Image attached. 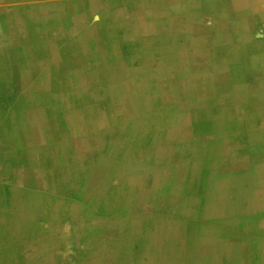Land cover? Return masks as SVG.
<instances>
[{
  "label": "crops",
  "instance_id": "obj_1",
  "mask_svg": "<svg viewBox=\"0 0 264 264\" xmlns=\"http://www.w3.org/2000/svg\"><path fill=\"white\" fill-rule=\"evenodd\" d=\"M263 89L264 0H0V264H74L73 245L99 254L78 264H134L138 242L151 226L165 225L151 214L146 220L154 223L139 227L131 220H144L136 204L114 209L91 203L92 189L106 201L107 188L131 180L134 157L146 167L159 160L175 165L165 159L171 152L165 133L154 139L156 128L174 120L181 131L214 130V123L220 133L231 104V118L248 126L239 131L235 125L236 135L248 129L247 142L264 148ZM218 103L227 108L212 117L199 113ZM250 105L258 106L257 114ZM185 138L181 143L190 148ZM70 147L76 149L72 165ZM241 159L233 163L243 167L235 173H252L256 181L253 204L245 193L237 205L253 206L257 215L264 212V162ZM176 165L185 184H170L157 195L168 189L182 198L184 192L204 197L206 180L188 173L180 160ZM106 166L116 169L109 179ZM60 170L84 184L62 191L56 185ZM104 179L108 183L97 186ZM144 179L147 185L124 192L136 198L140 190L155 192L148 187L153 178ZM199 182L201 191L193 186ZM240 183L251 188L245 176ZM155 204V210L163 208L158 199ZM42 211L48 220L38 219ZM178 212L195 219L201 238L217 237V248L257 241L256 254H244L239 264H264V234L253 236L242 216L236 226L231 216L208 212L193 219L181 207ZM195 255L193 264H213V251ZM216 263L233 264L231 254Z\"/></svg>",
  "mask_w": 264,
  "mask_h": 264
},
{
  "label": "bare ground",
  "instance_id": "obj_2",
  "mask_svg": "<svg viewBox=\"0 0 264 264\" xmlns=\"http://www.w3.org/2000/svg\"><path fill=\"white\" fill-rule=\"evenodd\" d=\"M244 87H245L244 85H237L235 86V89L243 90L242 88ZM233 89H234V85L231 84L229 90H233ZM233 101H235V98L230 102V104ZM241 101H244V100H241ZM222 104L224 103L222 102ZM224 108H227V107L224 105H220V103H218V105H215V107L214 106L205 107L204 112L203 113L201 112V114H206L208 116L210 113V116L212 117V115L220 113ZM233 108L234 106L232 104L229 105L227 108L228 115L225 118V123H224L225 128L224 130L221 131L220 135L217 134L216 125L214 123L212 124L211 118L209 117L208 119H206V120H209V125L210 124L214 125L213 126L214 130L209 129V131L207 132L204 131L202 132V136L198 137V139L201 140L200 142L207 144L208 151L206 153L205 152L203 154L200 153L198 151L197 145L192 146L191 148L187 146L185 149L184 145L181 142H178L180 144L175 146L172 149L173 154L176 153V159L178 157L180 162L182 163V166H184L183 168L186 167L187 172L192 173V175L195 177H197L199 174L200 177H202L204 181L206 180V183L204 182V186H205L204 197L198 196L197 198H194L191 193L190 195H188L187 192H184L183 198H182V195L179 198H175L171 196L169 200V204H170L169 208L176 212V210L179 207H181V209H183V213L185 214L191 213L193 215L192 216L193 219L194 217H197V216L199 217H202V215L206 216L205 214H207L208 212L213 213L211 215H216L215 218L220 217V215L231 216L232 218L230 220H232L233 225H236V226H238L239 222L241 221V219H239L240 218L239 216H242V218L245 220V223L244 222L243 223L245 224L246 228L250 229L249 230L250 233L253 236L255 235L261 236V233L264 234V229L261 228V225L264 223V212H259L257 215H254L255 210H253L254 209L253 206L252 207L250 206L248 209L247 208L243 209L237 205L240 198H242L245 193H248V197L250 198L248 201L250 202V205L253 204V198L252 196L250 197L249 194H250V190H253L252 188H253V184H255L256 178H254L252 173L247 174L248 172H245V171H240V172L235 173V171H238V168H243V167H238L237 165H234L233 163L236 161L238 162L239 160H242L241 158L249 159L252 162H255L256 160L257 161L261 160L262 162H264V148H263V144L247 142L248 134H249L248 129H246V132H244L241 136L238 137L236 135L235 125L239 126L238 127L239 131L241 128L242 129H245L246 127L248 128V126L240 125L238 124L239 121L231 118V115L236 111ZM219 109L221 110L219 111ZM247 111L248 110L246 109L244 113H247ZM211 113L213 114L211 115ZM245 120L247 119L245 118ZM245 123H247V121ZM242 126H245V128H243ZM217 136H220V138H216ZM182 140L183 139H181L180 141ZM190 141L191 140H187V143L190 144L191 143ZM246 144H250V145H246ZM244 145L246 146L244 147ZM194 148L196 152L195 154L193 153ZM185 150L187 153L185 152ZM183 152H184V155H183ZM195 156L197 157V159L195 158ZM238 157L240 158L238 159ZM169 161L173 162V160H169ZM177 169H178V166L175 170L173 169L171 170L172 173L177 174ZM239 175L241 176V178L245 176L247 179H249L251 183L250 189H246L243 187V185L240 183L241 178L239 177ZM232 188H233V197L232 196L229 197L228 194H230V190ZM183 189H184V186H180V190H183ZM217 193L219 194L217 195ZM246 215L247 216L249 215V216L247 218H244L246 217ZM150 223H154V222H150L148 220L146 221V225L148 224L149 226ZM188 227H193L194 231L188 232ZM151 228H152L151 232L145 234L143 239L140 240V242H138L137 258L135 261H133L134 264H169L172 259L174 260L175 255H177V258L175 259L177 260L178 264H193L195 262L196 251L201 252V250H203L204 252L213 251V258H214L213 264H217L216 261L221 259L222 256L228 254V252L231 254V259H232L233 264H239L238 258L244 257L243 256L244 254L247 257L254 255L256 254V251H258L256 249V246H257L256 244H258L257 241H246L244 246L239 245L238 248L236 247L232 248L231 245L230 246L222 245L219 248H217L216 242H214V239L217 237L215 238H207L205 236H203L202 238L200 237V233H199L200 231H198L199 227H197V223L195 222V219L194 220L188 219V221L183 226L184 233H182L183 237L181 238L183 239V241L180 243H176L174 246L172 245L169 246L167 244L165 246L164 242H162L161 240V235L158 234L160 230L159 227L151 226ZM191 240H193V243H190ZM156 248H157L156 250L157 252H155ZM124 252L129 253L130 250H124Z\"/></svg>",
  "mask_w": 264,
  "mask_h": 264
},
{
  "label": "rangeland",
  "instance_id": "obj_3",
  "mask_svg": "<svg viewBox=\"0 0 264 264\" xmlns=\"http://www.w3.org/2000/svg\"><path fill=\"white\" fill-rule=\"evenodd\" d=\"M192 104L195 105L196 103L193 102ZM220 110L221 109H219V111ZM250 110L252 111V113H256L257 114L258 113V106L257 105H254V107H253L252 105H250ZM199 113H201V111H199ZM176 122L174 120H172L171 123L166 122L165 124L159 125L156 128V131L157 132H156L155 138H154L155 140H159L160 139L159 136H161L162 134L165 133V139H166V142L165 143L166 144L167 143H170V149H171V152H169V153L166 154L165 159H167V160H173L175 162V165L169 163L166 166V164H165V167L167 168V169H165L163 163H161L162 161H156V162L150 163L149 167H146V166H143L142 163L141 164L140 163L137 164V162H138L137 161V158L134 157L132 160L136 159V161H132V165L133 166H132V171L130 172L131 177H132L131 178L132 181L131 180H128V181L127 180H123L122 181V185L120 187H118L116 190H115V188L114 189L111 188L110 191H109V189L107 188L106 193H107V197L108 198H107L106 201L105 200H102V199H98L96 197V195H94V193H93L94 192L93 191L94 189H92V196L89 199V200H91L90 201L91 203H95V204L96 203L98 204V203L106 202L108 204V206L111 205L114 209H117V208H119V207H121L123 205H126V206L131 205L132 206V205H135L136 204L138 213L140 215L143 213L144 220L143 221L142 220L135 221L134 217L131 220H133V223H137L139 227H140L141 224L146 223V221H147L146 219H149L151 217L150 215L153 214V216H156L157 217L156 219H158V221H157L158 224L165 225L164 228H162V227L160 228L159 233H158L159 235H161V240H162V242H164L165 246H166V244L169 245V246L170 245L174 246L176 243H180V242L183 241V239H181L183 237L182 236V233H184L183 232V226L188 221V218H186V216H183L181 214V212H178V209L175 212L174 210H172V209L169 208L170 204H169L168 199L166 198L168 196V194H166V193H168V191H169V193H171V196L172 197H175V198L176 197H179V196H176V194H174V192H171L172 190H168L167 189L166 193L164 192L165 193L164 196L163 195H160V196L157 195V192L162 191L161 190L162 188H165L166 186H169L170 184H171V186H174L177 183H178V185L179 184L184 185L185 182H186L184 176H182V175H179L178 176L177 174L175 175V174H172V172H171L172 169L175 170L177 168L176 162L179 160L178 157L176 159V153L173 154L172 149L175 146H177L178 144H180V143H178V142H181L180 139H182V138L183 139H186L185 137L187 136V137H189L188 140L189 139L191 140L190 141L191 142L190 144H192V146H195V144L196 145L198 144L197 145L198 146V151L200 153H202V154L204 152L206 153L208 151V146H207L206 143L200 142L201 140L198 139V137L202 136V132H204V131L207 132L210 129L209 126H206L205 127V125H204L202 128L181 131L183 129V127L180 124L176 123ZM179 126L181 128H179ZM216 128H217V126H216ZM216 132L219 135L221 134V132L219 133V131H217V129H216ZM216 138H220V136H217ZM75 152H76V149L73 148V147L67 148V150H66V154H67V157H68V162L71 165L73 164L72 158L74 157V153ZM193 153L194 154L196 153L195 152V148H194V152ZM171 156H173V157H171ZM43 157H44V159H43V162L42 163H43V166L45 168L48 165V163H47V156L46 155H43ZM195 158L197 159L196 156H195ZM107 166L104 168V170L102 172H103L104 177L107 178V179H109L108 176H110L111 173L112 174L115 173L116 172L115 171L116 169L114 167H110L107 170ZM162 167H163V169H162ZM123 171L125 172V169H123ZM66 173H67V171H65V170H60L59 171V176L60 177L57 180V184H56L59 187H63V188H61L62 191L71 192L72 190H75L76 188H78L77 186H82L84 184L85 181H83V180H81L80 183L77 184L75 181L72 180V175H70L69 173L67 175ZM136 173H138L139 175L136 174ZM182 173L185 174L186 171H184ZM162 174H164V175H162ZM147 176H150V177L152 176L153 180L151 182V179H149V182L151 184L148 187L149 188H154L155 189L154 190L155 192L151 191L147 195V194H144L145 192L144 193H141L142 191L140 190L139 191L138 198H136L137 196H135V197L132 196L133 195L132 193H130L129 195H127L124 192V191H126V187L136 186L135 185L136 183H138L140 185L143 182V183H145L147 185V180L146 179L143 180V178L144 177L146 178ZM104 181H107V183H108V180L104 179L97 186L104 184L105 183ZM159 182H160V184H159ZM199 183H197V184L194 183L193 186L195 187V189H198V190L201 191L202 186H201V183L200 184ZM140 187H141V185H140ZM145 189H146V186H145ZM44 193H46V192L44 191ZM102 193H105V189L102 191ZM199 194H200V192H199ZM218 194L219 193H217V195ZM61 197H64V198L67 197L68 198L69 196L68 195H64V196H61ZM201 197H203V196H201ZM155 199H156V201H155ZM157 199H158V202H159L160 206H162L163 208H158L157 210H155L154 206L156 205L155 203H157ZM179 215H180V217H179ZM146 217H148V218H146ZM38 219L44 220V221L48 220L47 217H46L45 211L44 212L42 211V213H40V215H38ZM229 221L233 224V221L232 220H229ZM22 230H23V232L26 231L25 229H22ZM62 230H63V233H64V232H66L67 229H64L63 228ZM193 231H194V228L193 227H188V232H193ZM61 233L62 232H60V229H59V234H61ZM190 243H193V240H191ZM73 246H75V247H73ZM73 246L70 248V255H71V260H72V262L74 264H78L80 262V260L82 259V257H86V256H89L90 257V256H92V253L93 252L90 253V249H86L85 250L84 248H81V247H78L77 248V245H73ZM111 248H112L111 250L114 253V251L116 250L115 249V246L112 245ZM156 250H157V248L155 249V252H157ZM93 254H95V256H93L91 258H94V259L98 260L99 259L98 251L97 250H94V253ZM175 258H177V255L174 256V260L172 259L169 264H178L177 263V260ZM118 262H122V261H118Z\"/></svg>",
  "mask_w": 264,
  "mask_h": 264
}]
</instances>
